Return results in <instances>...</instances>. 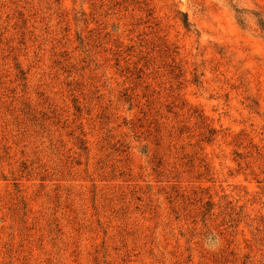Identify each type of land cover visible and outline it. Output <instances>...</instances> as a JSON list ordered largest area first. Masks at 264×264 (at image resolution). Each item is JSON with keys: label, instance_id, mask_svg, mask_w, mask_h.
<instances>
[{"label": "rangeland", "instance_id": "1", "mask_svg": "<svg viewBox=\"0 0 264 264\" xmlns=\"http://www.w3.org/2000/svg\"><path fill=\"white\" fill-rule=\"evenodd\" d=\"M260 21L0 0V264H264Z\"/></svg>", "mask_w": 264, "mask_h": 264}, {"label": "trees", "instance_id": "2", "mask_svg": "<svg viewBox=\"0 0 264 264\" xmlns=\"http://www.w3.org/2000/svg\"><path fill=\"white\" fill-rule=\"evenodd\" d=\"M182 24H183V27L186 29H188L190 27V24L188 23L186 17H185V19L182 20ZM259 24H260L261 29L264 31V23L260 21ZM81 145H82V143H81ZM82 148L84 149L86 147L84 146Z\"/></svg>", "mask_w": 264, "mask_h": 264}]
</instances>
